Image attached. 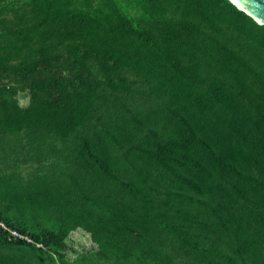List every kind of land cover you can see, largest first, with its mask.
<instances>
[{
    "label": "trees",
    "instance_id": "obj_1",
    "mask_svg": "<svg viewBox=\"0 0 264 264\" xmlns=\"http://www.w3.org/2000/svg\"><path fill=\"white\" fill-rule=\"evenodd\" d=\"M73 225L101 249L68 261ZM0 264H264V26L229 0H0Z\"/></svg>",
    "mask_w": 264,
    "mask_h": 264
},
{
    "label": "rangeland",
    "instance_id": "obj_2",
    "mask_svg": "<svg viewBox=\"0 0 264 264\" xmlns=\"http://www.w3.org/2000/svg\"><path fill=\"white\" fill-rule=\"evenodd\" d=\"M136 13L133 12L131 17H135ZM19 101L22 106H27L31 103L30 98L27 94H20ZM70 238L67 242V248L64 250L60 249V254L64 255L68 261H75L83 252L91 251L95 249H101L103 245L100 242V231L88 229L86 226H74ZM97 249V250H98ZM39 258L45 259V251H40Z\"/></svg>",
    "mask_w": 264,
    "mask_h": 264
},
{
    "label": "water",
    "instance_id": "obj_3",
    "mask_svg": "<svg viewBox=\"0 0 264 264\" xmlns=\"http://www.w3.org/2000/svg\"><path fill=\"white\" fill-rule=\"evenodd\" d=\"M240 11L264 26V0H229Z\"/></svg>",
    "mask_w": 264,
    "mask_h": 264
},
{
    "label": "built area",
    "instance_id": "obj_4",
    "mask_svg": "<svg viewBox=\"0 0 264 264\" xmlns=\"http://www.w3.org/2000/svg\"><path fill=\"white\" fill-rule=\"evenodd\" d=\"M2 225V227H4L5 229H6V226L4 225V224H1ZM11 232V234H12V236H14V237H16V238H21V239H26L28 242H33L30 238H28V237H23L22 235H20L18 232H16V231H13V230H11L10 231ZM37 246L39 247V248H42V245L41 244H37Z\"/></svg>",
    "mask_w": 264,
    "mask_h": 264
}]
</instances>
